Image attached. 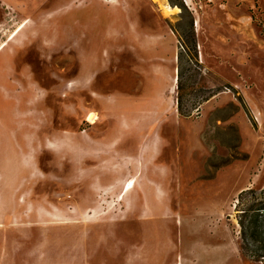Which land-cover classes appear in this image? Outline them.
Here are the masks:
<instances>
[{"label": "rangeland", "instance_id": "obj_1", "mask_svg": "<svg viewBox=\"0 0 264 264\" xmlns=\"http://www.w3.org/2000/svg\"><path fill=\"white\" fill-rule=\"evenodd\" d=\"M163 1L178 9L0 0V264H264V0ZM100 44L130 77L169 66L142 113L160 119L150 157L121 152V133L97 162L73 156L52 122Z\"/></svg>", "mask_w": 264, "mask_h": 264}, {"label": "crops", "instance_id": "obj_2", "mask_svg": "<svg viewBox=\"0 0 264 264\" xmlns=\"http://www.w3.org/2000/svg\"><path fill=\"white\" fill-rule=\"evenodd\" d=\"M133 41V45L144 51L145 48L137 40ZM154 43L155 41L152 42L150 48L154 46ZM101 44L98 49L96 48L95 55H90L89 62L87 61L88 64L79 58V60L74 61L75 67L72 66L73 70L66 72V78L71 79L75 85V89L68 96V99L70 98L69 103L71 102L72 105L67 103L68 101H61L62 117L56 119L54 115V121L52 122L60 126V131L71 130L78 138L73 139L72 143L74 145L71 150L67 147L73 156H86V158L92 159L93 162H97L101 157L100 154L106 151L97 149L95 144L108 143L107 141L110 138L113 136L118 137L117 134L121 133L123 134L121 141L126 142L128 145L122 146L121 152L128 151L133 154L137 153L141 157H150L155 149L154 143L158 145L160 142V135L158 134L160 119L148 118L142 113L147 109L160 107L159 97L161 93L158 90V83L154 82L153 73L160 74V71L157 70L158 67L163 69L162 73L164 74L169 71V66L151 61L147 65V76L139 74L138 78L135 76L130 77L123 68L119 70L118 67L122 66V63H127L126 60H120L116 65L109 53L102 54L104 47ZM88 65L89 71H86L85 67ZM88 73L89 79L87 77ZM65 76H63V79H65ZM57 85L61 84L58 82ZM70 106L73 108L71 117H79L76 118L78 124L75 129H64L65 111ZM91 113L97 114L98 118L95 122L86 120ZM124 118H126V121H124ZM85 124L88 125V128L83 127ZM99 125H103V127L101 128ZM45 127H49V123ZM124 127L128 128L124 130ZM139 127H141L140 129L151 128V130L149 132L146 130L145 134H140ZM49 131L50 129L47 128L43 132L44 134L39 136H46V138H51L50 140H56V142L62 144H64L62 141L69 140L64 134H59L56 131L55 133L51 131L49 133ZM85 132L87 134H83ZM82 138L86 140V147L93 151L91 154H84L80 145H76L78 142H83Z\"/></svg>", "mask_w": 264, "mask_h": 264}, {"label": "bare ground", "instance_id": "obj_3", "mask_svg": "<svg viewBox=\"0 0 264 264\" xmlns=\"http://www.w3.org/2000/svg\"><path fill=\"white\" fill-rule=\"evenodd\" d=\"M152 1L158 3V4L162 7V9L164 10V12H165L166 14H169V13L175 11V9H178V8H176V7H172V6L168 5V4H165V2H164L163 0H152ZM25 24H26V23L23 22V23L17 28V30H15V31L11 34V37L13 38L14 36H16L17 33H18L22 28L25 27ZM197 24H198V21H197ZM177 80H178V78H177V76H176V77H175V81H177ZM97 118H98V117H97V114H96V113H91V114H89V116H88V119L91 120L92 122H95ZM11 175H12V172L10 171V176H11ZM42 218H43L44 221H47V222H65V220H63L62 218H51V220H49V219H48L49 217L46 216V215H45V216H42Z\"/></svg>", "mask_w": 264, "mask_h": 264}, {"label": "trees", "instance_id": "obj_4", "mask_svg": "<svg viewBox=\"0 0 264 264\" xmlns=\"http://www.w3.org/2000/svg\"><path fill=\"white\" fill-rule=\"evenodd\" d=\"M249 190H253V189H249ZM242 192H244V191H242Z\"/></svg>", "mask_w": 264, "mask_h": 264}]
</instances>
